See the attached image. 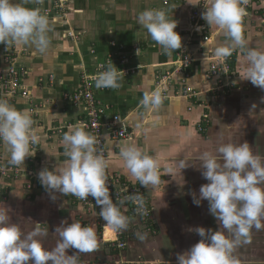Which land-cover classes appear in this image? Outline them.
<instances>
[{
  "label": "crops",
  "instance_id": "crops-1",
  "mask_svg": "<svg viewBox=\"0 0 264 264\" xmlns=\"http://www.w3.org/2000/svg\"><path fill=\"white\" fill-rule=\"evenodd\" d=\"M12 2L48 10L51 30L48 33L50 44L44 52L31 45L0 43V71L7 68L4 50L9 48L16 57L17 66L28 73L22 86L29 91V96L17 99L12 105L32 114L34 127L42 129L40 135L43 137L31 146L34 156L27 157L22 165L34 174L30 181L32 189L27 191L19 182L3 184L0 181V208L7 209L11 222L25 235L39 223L42 230H47V236L39 239H44V247L49 250L55 248L60 240L55 228L61 221L93 227L97 236L94 251L78 253L76 249L68 250L69 255H76L77 264H118L121 260L119 252L105 241V231L99 226L96 216L73 205L68 195L56 193L57 199L52 200L38 179V173L43 168L52 170L63 166L67 159L62 144L63 135L85 118L82 108H73L65 103L63 95L78 90L83 71L94 74L100 64L110 60L125 73L121 86L105 90L95 87V96L108 107L103 120L120 116L125 120L131 137L115 140L107 133L104 135L108 150L107 169L126 181L136 182L125 170L119 154L122 143L131 141L146 154L158 159L161 177L157 186L146 188L153 209L155 233L148 234L136 221L128 220V227L121 237L127 240L130 256L124 257V261L137 263L131 257L133 254L145 258L140 262L146 264H177V255L201 239L187 230L189 223L196 222L193 227L202 226L213 231L219 229L214 227L215 218L209 214L208 202L204 200L200 206L193 203L192 193L198 196L200 186L208 182L198 169L199 156L204 151L218 155L216 149L224 143L247 142L254 154L264 157V89L244 79L243 63L248 49H264V35L258 31L259 19L251 15L242 22L247 48L235 49L238 76L218 96L210 92L214 84L207 80L206 72L211 59L217 57L215 48L224 46L227 38L222 31L203 20L195 34L192 48L195 62L187 81L188 86L200 93L201 102L195 103V100L172 94L162 100L158 109L152 110L143 105V97L156 91V78L171 69L173 55L151 39L147 30L137 23L136 17L145 9L165 10L169 19L177 21L175 31L180 34L190 30V14L203 6L205 0ZM165 2L168 4L165 5ZM59 5L63 8L60 11L56 9ZM55 17L57 22H53ZM203 32L210 37L207 44H204ZM176 85L174 88L178 89ZM205 112L210 115V125L206 132L200 133L197 125ZM0 150L9 159L4 145L0 144ZM182 160L191 166L181 170L179 162ZM169 167L172 168L171 175L167 172ZM242 247L241 244L237 248L238 254H243ZM243 255H239V264H264L251 259L246 262Z\"/></svg>",
  "mask_w": 264,
  "mask_h": 264
},
{
  "label": "clouds",
  "instance_id": "clouds-1",
  "mask_svg": "<svg viewBox=\"0 0 264 264\" xmlns=\"http://www.w3.org/2000/svg\"><path fill=\"white\" fill-rule=\"evenodd\" d=\"M241 2L205 0L202 19L207 25L222 31L227 38L224 46L215 48L218 58L231 55L237 48H247L242 27L245 12ZM136 20L165 52L181 48L182 38L175 31L177 21L169 19L165 10L145 9ZM50 23L38 8L14 4L12 0H0V43L31 45L44 52L50 44ZM243 63L244 79L264 89V49H248ZM124 76L122 70L110 63L97 74L95 87L118 89ZM142 103L146 108L158 109L162 103L160 91L146 93ZM41 132L42 129L34 127L28 110H18L0 99V143L8 152L10 164L24 165L27 157L34 156L31 146L41 141ZM62 144L67 157L63 166L52 170L45 167L38 173L39 182L51 199H57L56 193L73 195L82 200L91 196L107 226L113 231L126 229L128 218L113 202L106 185L107 161L97 154L96 139L85 131L84 123L72 125L63 135ZM216 152L218 155L204 151L199 156L198 169L208 182L200 186L198 196L196 193L192 196L196 206L204 200L208 202L209 214L215 218L219 229L190 227L188 231L196 233L201 239L177 255V264H239L234 256L235 250L241 244L251 242L253 228H264V157L254 154L247 142L224 143ZM119 154L127 173L140 185L148 188L160 183V163L155 156L146 154L131 141L122 143ZM190 166L183 160L179 162L181 170ZM167 172L171 175L172 168L169 167ZM132 199L142 208L140 196ZM55 232L59 234V242L55 248L46 249L39 237L47 236V230H42L38 223L33 231L25 235L11 222L7 209L0 208V264H77L76 255H69V249L90 253L97 248L96 232L91 226L63 220L56 226Z\"/></svg>",
  "mask_w": 264,
  "mask_h": 264
},
{
  "label": "built area",
  "instance_id": "built-area-1",
  "mask_svg": "<svg viewBox=\"0 0 264 264\" xmlns=\"http://www.w3.org/2000/svg\"><path fill=\"white\" fill-rule=\"evenodd\" d=\"M167 4L168 3L165 2V5ZM240 6L245 12L242 21H245L247 17L251 15L258 18L260 24L259 29L264 35V0H242ZM56 9L60 11L63 8L59 5ZM204 10V7L201 6L191 12L189 17L190 30L180 33L182 38L181 48L170 51L173 55L171 69L161 73L156 78V90L160 91L162 100L170 98L173 94V96H181L195 100V103L201 102L199 100L200 93L188 86L187 81L190 77L189 70L195 62L192 48L194 47L195 34L200 30L203 22L201 13ZM40 11L43 15H46L48 18L50 17V12L48 10ZM57 20V17H55L53 22H57ZM203 41L204 44L210 42V37L207 32H203ZM4 53V60L7 68L0 71V99L6 100L12 105L17 99L27 98L29 96V91L22 86V81L27 77L28 73L26 69L17 66L16 57L11 49L5 48ZM236 57L237 54L235 50H233L231 55L227 57H215L211 59L209 69L206 72V78L209 82H213L214 86L210 89V92L215 96L224 93L236 80L238 76V71L235 66ZM110 63L111 61L107 60L105 63L100 64L94 74L83 71L78 90L73 93H66L62 97V100L73 108H82L85 114L83 120L85 131L96 139L95 147L97 148V154L103 156L105 160L108 159V150L104 139L106 133L110 138L115 140H124L131 137L125 120L120 116L115 115L107 121L103 120L108 107L95 96L96 76L99 72L105 70ZM175 85L179 88L175 89ZM201 120L202 121L197 125V129L200 133H204L208 125H210L211 118L209 113L205 112ZM7 164L9 169L6 173L4 172L5 170L3 171L4 167H0V181H2V183L15 182V175H17V179L19 177L18 175L22 173L21 169L18 165ZM29 176L34 178V174L31 171H29ZM106 185L109 188L113 202L119 206L120 211L128 220L136 221L142 230L148 234L155 233L153 226V209L144 186L140 185L138 181L134 183L126 181L121 175L109 172L108 169L106 170ZM30 186L31 184H29L28 189ZM137 195L143 200L142 208L137 201L132 199V197ZM68 196L73 205L81 207L86 213L96 216L99 226L105 232L107 228H110L101 219L100 209L96 205L93 197L89 196L88 199L82 200L73 195ZM138 209L140 210L138 211ZM110 229L112 230V228ZM112 233L115 237L113 240H107L104 234L103 237L106 242L111 244L113 250L119 252L121 260L118 264H132L129 261H124L123 254L128 249V243L127 240L121 236H124L125 232L120 230L113 231ZM135 264L146 263L138 261Z\"/></svg>",
  "mask_w": 264,
  "mask_h": 264
},
{
  "label": "rangeland",
  "instance_id": "rangeland-1",
  "mask_svg": "<svg viewBox=\"0 0 264 264\" xmlns=\"http://www.w3.org/2000/svg\"><path fill=\"white\" fill-rule=\"evenodd\" d=\"M242 22H244V21H242ZM252 24H254V23H252ZM258 31L262 32L259 29V27H258ZM0 144H2V143H0ZM1 158H2V160H1ZM0 160H1L0 167L3 166L4 167L3 171L5 170L4 172L6 173L7 170L9 169V167L7 166L8 165L7 163H9V159L6 158V156L4 154H2L1 150H0ZM18 166L21 169L22 173H21V175H18L19 177L17 179H16L17 175H15V178H14L15 182L22 183L23 187L27 191L31 190L32 186H30L29 189H28L29 184H31L30 181L32 180L31 179L32 177L29 176V169H25L22 165H18ZM3 184H5V183H3ZM1 199L2 198L0 196V200ZM188 223L189 222H186V224H188ZM193 223H196V222H193ZM193 223H189V226L187 228L189 229L190 227H193L194 226ZM262 223H264V219H262ZM213 224H214V227H216L218 229L219 225L217 224L216 220L213 221ZM153 226L155 227V223H154ZM154 230H155V228H154ZM42 241H44V239H42ZM42 243H43V245L46 244L45 241L42 242ZM242 246H243L242 250H243V254L244 255L243 254H238L237 253L238 249H236L235 252H234V256L236 257L237 260H241V257H239V255H243L242 257L245 259L246 262L248 261V259H251L252 261L254 260V262H264V228H261L260 230H256L255 228H253L252 231H251V242L250 243H246V244H242ZM127 255L130 256L128 250L123 254V256L127 258ZM131 257H132L133 261H135V262L146 260L143 257H137L136 255H133V254L131 255Z\"/></svg>",
  "mask_w": 264,
  "mask_h": 264
},
{
  "label": "bare ground",
  "instance_id": "bare-ground-1",
  "mask_svg": "<svg viewBox=\"0 0 264 264\" xmlns=\"http://www.w3.org/2000/svg\"><path fill=\"white\" fill-rule=\"evenodd\" d=\"M113 230H110V228L106 229L105 235L107 240H113L115 237L112 235ZM107 233H109V236L107 237Z\"/></svg>",
  "mask_w": 264,
  "mask_h": 264
}]
</instances>
